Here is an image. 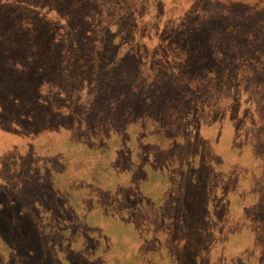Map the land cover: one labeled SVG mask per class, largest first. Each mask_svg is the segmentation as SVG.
I'll return each instance as SVG.
<instances>
[{
	"label": "rangeland",
	"instance_id": "1",
	"mask_svg": "<svg viewBox=\"0 0 264 264\" xmlns=\"http://www.w3.org/2000/svg\"><path fill=\"white\" fill-rule=\"evenodd\" d=\"M127 1L130 9L136 11L137 24L131 33H125L116 14L111 17L112 33H119L115 39L121 46L120 55L138 50L144 59L150 57L145 70H161L164 64L159 58L163 54L170 60L173 56L180 59L184 51L172 44L164 48L160 44L172 42L167 36V42H161L159 35L167 23L176 25L194 7L214 9L218 3L230 5L232 1L264 5V0ZM102 7L95 12L102 18L111 16L107 5ZM118 8L112 10L116 12ZM258 13L247 15L246 22L254 17L263 19L264 14ZM99 31L101 28L95 29L96 33ZM211 55L208 50L209 60ZM234 63L205 60L203 66L194 58L189 65H180L183 72L189 73L190 69L194 82L188 79L185 84H172L173 80L163 83L161 79L158 92L162 98L156 99L160 106L157 112L164 116L161 122L166 132L169 128L170 135L176 133L174 146L169 147L166 140L157 145L160 138L153 137L154 127L150 124L146 125L150 135L140 146L144 133L140 126L133 127L120 159L121 140L114 133L109 151L94 154L70 144L74 131L79 138L83 134L76 128L72 133L69 127L85 115L86 97H56L52 86L42 85L51 82L43 76L33 85H42L41 98L50 99L52 104L42 108L33 106L29 79L18 77L3 83L8 87L4 90L11 92L14 99L0 93V264H264V71L251 65L237 68ZM142 73L147 80L145 71ZM27 75H37L36 64L28 65ZM61 80L55 83L58 85ZM143 83L138 86L141 88ZM67 86L60 87L68 89ZM63 104L66 109L60 111ZM186 121L190 127L184 130ZM198 121L199 127L195 125ZM95 130L100 132L101 128ZM61 153L64 157L55 168L65 172L61 181L58 177V186L72 194L77 212L85 214V220L88 217L87 222L97 230H90L87 244L78 240L72 245V249L88 254L71 255L65 251V255L55 259L50 240L39 231L43 221H30L34 206L48 209L56 204L50 176L43 172L39 177L31 170L34 161L42 169L49 167L42 165L47 158L57 163ZM147 153L158 168L166 167L168 176L156 174L157 178L150 181L146 172L136 170L139 164H146ZM114 161L125 168L119 178L113 174ZM130 178V183L136 178L144 181L140 184L146 185L142 198L126 185ZM195 178L198 187L204 185L203 189L188 187L194 185L190 182ZM118 180H125L121 195H125V208H129L119 213L125 220V233L120 219L85 210L86 199L94 197L93 184L111 186ZM70 213L65 212V216ZM50 238L56 240L54 236Z\"/></svg>",
	"mask_w": 264,
	"mask_h": 264
},
{
	"label": "trees",
	"instance_id": "2",
	"mask_svg": "<svg viewBox=\"0 0 264 264\" xmlns=\"http://www.w3.org/2000/svg\"><path fill=\"white\" fill-rule=\"evenodd\" d=\"M230 3L232 4L218 3L214 9L194 7L190 10L192 12L187 13L176 25L167 23L159 38L161 42H167L165 41L167 36L172 43L160 45L166 47L172 44L184 52L180 53V59L173 56L171 60L168 55L163 54L159 58V62L164 64L161 70L159 68L145 70V64L150 57L144 59L138 50L126 52L129 55H120L121 46L116 44L117 39H115L119 33L117 31L112 33L111 17L116 14L123 24L125 33H131L137 24L136 11L130 9L127 0H0V93H3L1 96L10 100L14 99L11 92L4 90L8 87L3 83L22 77L29 79L31 83L28 84L33 85L36 79L44 76L46 81L51 82L42 85L52 86V94L56 97L66 98L67 95L73 97L75 94V98L86 97L88 100L84 103L88 108L83 118L73 122V125L69 127L72 133L75 128L83 133L79 138L76 135L77 130L74 131V138L70 139L72 146L78 145L94 154L98 151H109L112 133H114L121 140L118 150V159H120L130 142L129 130L138 126L142 128L144 134L142 141L140 140L141 146L144 144V139L146 140L150 135L146 132V125L150 124L154 127L151 132L154 134L153 137L160 138L156 144L160 145V142L166 140L171 144L169 147H173L177 135L176 133L170 135L169 128L166 132L161 122V117L164 116L157 112L160 106L156 99L162 98V93L158 92L161 79L163 83H166L168 79L173 80L172 84H185L188 79L194 82L196 78L190 74V69L189 73L180 69L181 63L189 65L194 58L197 59V64L201 63L203 66L206 65L205 60L209 63L223 62L225 65L235 62L234 66L237 68L241 65H251L256 69L262 67L264 71V18L254 17L247 22L245 18L247 15H257L258 12L264 14V5L261 2L250 4L244 1ZM105 4L109 8V13L111 11L112 14L102 18L95 11L103 9L102 6ZM112 7L121 9L118 8L115 12ZM99 20L102 21L100 24ZM96 28H101V31L96 33ZM208 50L212 51L210 60L207 57ZM30 64H36L37 75L31 77L27 75ZM144 71L147 80L142 73ZM216 72L220 73L217 70ZM209 74L207 72V75ZM57 79H62L58 85L66 84L69 88L62 89L55 83ZM142 83L143 86L140 88L138 85ZM42 85L32 86L31 98L33 106L46 108L52 102L50 99L46 101L41 98ZM165 96L166 93H164ZM134 102L135 106L130 105ZM2 106L3 103L0 102V110ZM64 109H66L64 104L59 106L60 111ZM188 115L187 113L186 117ZM92 119H98V121ZM195 125H200V122H196ZM97 127L101 128L100 132L95 130ZM172 127L170 126L171 130ZM189 127L188 123L182 125L184 130ZM149 156V153L144 154L147 162L146 164L144 162V165L139 164L136 170L146 172L150 181L157 178L156 174L168 176L166 167L163 165L164 169L161 170ZM63 157L61 153L57 163L53 162V158H47L45 162H42L43 166H49L45 169L37 167L34 161L31 170L39 177H42L43 172V175L50 176V188L54 193L56 204L48 209L42 205L34 206L30 213V221L33 224L43 221L39 231L50 240L53 246L51 253L55 259L62 253L65 255V251L71 255L88 254L82 250L72 249V245L78 240L87 244L92 234L89 233L90 230H97L87 222L88 217L85 220V214L81 215L77 212L72 194L58 186V177H62L65 170L55 166L61 163L59 161ZM111 167L116 177L119 178L125 174V168L117 166L116 161L111 163ZM55 176H57V182H54ZM61 177L59 181L62 180ZM195 180L190 182L194 185H188V187L203 189L204 185L198 187V179L195 178ZM130 181L131 178L126 185L134 188L133 192L141 197V192L146 185L140 184L144 181L137 178L134 183ZM72 187L75 189L74 185ZM205 188L209 193V187L205 185ZM123 189L125 190V180H118L111 186L93 184L94 197L86 199L88 205L86 209H83L89 214L99 211L105 217L120 219L124 222L125 233V220L119 215L125 212V209H129L125 208V195H121ZM120 196H123L122 200ZM64 197L67 199L65 200ZM142 200L146 201V198ZM47 210L49 211L46 212ZM65 212L71 213L65 216ZM205 213L206 210L201 214L202 219ZM85 230L88 233H85ZM50 236H54L56 240L51 239ZM67 259L69 263L72 262L70 257Z\"/></svg>",
	"mask_w": 264,
	"mask_h": 264
},
{
	"label": "crops",
	"instance_id": "3",
	"mask_svg": "<svg viewBox=\"0 0 264 264\" xmlns=\"http://www.w3.org/2000/svg\"><path fill=\"white\" fill-rule=\"evenodd\" d=\"M93 214L94 213H98L97 215H100L101 213L99 212V211H94V212H92ZM91 214V213H90ZM101 215H103V214H101ZM104 216V215H103ZM105 217V216H104ZM94 227H95V225H93Z\"/></svg>",
	"mask_w": 264,
	"mask_h": 264
}]
</instances>
